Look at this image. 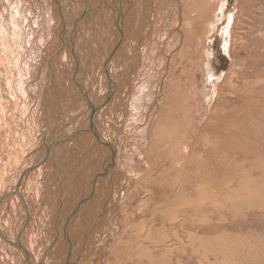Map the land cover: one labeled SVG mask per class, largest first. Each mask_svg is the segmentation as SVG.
I'll return each instance as SVG.
<instances>
[{"label":"bare ground","instance_id":"bare-ground-1","mask_svg":"<svg viewBox=\"0 0 264 264\" xmlns=\"http://www.w3.org/2000/svg\"><path fill=\"white\" fill-rule=\"evenodd\" d=\"M90 1L91 0H82L85 7L87 6L88 9H91V12H93L91 13V15L88 14L86 10H84L85 7L82 4V2L80 4V7H78L77 5L79 4L80 1L77 4L76 0H0V6L5 3L6 7L13 10V12L9 14H12L15 12L14 18L16 19V21H19L20 24L22 22H26L28 17H31L32 19V16H33V19H32L33 24L39 26L40 31L37 30L39 32V36H38L39 38L35 39L36 46H34V48L32 49V58H37L39 54L42 53V51L41 53L39 51L40 47L38 50V46H41L42 43H44L45 41H47L48 43L50 36H52L51 38L54 44L57 36H59L58 33H62V34L66 33L67 35L65 36H67V39H68V41H66L67 49L71 47V49L67 53L68 58L66 59L71 64L72 70L74 71V74L70 75V79L72 77L73 78L72 81L74 82V84H76L75 78L77 77V75L82 76V78L84 77L83 79H81L82 87H79V90L77 92H74L73 94H71L73 91H70L71 95L69 96L70 97L69 99L65 100L64 98H67V97H64V96L61 97L60 94H59V97H57L56 95V97L58 98L57 99L56 97H52L48 93V91H46V93L44 91L42 82L45 78V75H43L45 70H44V65H42L43 62L40 64L41 65L40 67L41 68L43 67V68L39 69L40 76H42V78H40L41 80L39 79L40 82L38 83L40 84L39 86H41V89L38 88V90L40 89L42 95H45L43 97L41 96L42 97V99L40 100L41 104L43 103L45 108H47V103L52 102L54 98H56L57 100L52 104V106H49L51 111L48 112L49 115L46 116V120L40 123V125L43 124L48 127L47 135L43 137L41 140L37 141V145L34 146V148L31 151L25 152L23 156L20 158V160H18L16 167H14V169L11 170L12 173H14L13 179H12V181L14 180L13 184L11 185L9 190L0 198V209H3L1 208V205L3 203H6V207L3 209V213H2L3 218L0 219V261H1L0 264H41V262L38 261V257L41 256L42 252L48 251L47 247H45L46 245L43 240V236L45 235L46 237L47 235L50 237L49 239L50 241L54 239L53 241L54 243L52 246L53 249H55L57 245H59V248L61 247L63 252L65 251V257L67 259H68V254L70 253L69 254L70 264H77L78 260H80V257L77 260V255H75L76 252H73L74 249H73V243H72L73 238H74L73 235L74 233H76V228L77 227L80 228V231H82L83 233L82 237H81L82 234L80 233L81 239L77 241H80V243L82 242L86 243L89 240L88 238L86 241L87 236H91L90 233H92L90 230L91 228L89 229L88 227L93 224L96 227L97 224H95V221L93 220L97 221L98 219L96 218V216L98 215H100L101 218L102 217L105 218L104 213L113 204H114V210L112 211V213L115 211V215L118 216V218L114 222L115 224L114 225L110 224L111 226L110 225L106 226V228L100 225L99 226L100 231L94 232V234H97V237H99L100 241H102V243L100 244L108 242V240L110 239L109 242H111V245L109 246L107 245L106 252L109 251V254L111 256L115 254L114 263L117 262L115 260L117 259L118 254L120 257L127 256V255H129V257L135 256L137 259H132V260L138 263L145 262V264H159L163 261V258H161L160 260L159 259L156 260L155 257L161 254L160 247H165L167 245L166 242H169L170 237L168 238V236L163 235L162 236L163 239L161 241L159 239H154V238L153 240H150V237L156 233L155 230H152V229L148 230V233L145 239L141 240L140 244H138V241L136 243L132 242V239L130 238L125 243H123V241L125 240V238L127 237L129 233L125 229H122V228L127 227V224L133 221V218L135 215L138 217H143L142 212H140V209L138 207L133 208L134 207L133 206L132 207L133 209H131L132 210L131 213H123V211L125 212L126 210H123L122 207H121L122 209H120V202L122 201H118V203L116 204L115 198H114L115 196L114 195L115 192H114L113 194L114 196L113 197L110 196V200L102 208V203L104 201L105 196H109L108 194L105 193V191H107V187H111V184H109L111 182V179L113 180V177H114V179L117 180V182L119 179V176L116 178V174H114L115 171L119 172L118 167H116L114 164L115 154H113L112 159L110 158L109 161H107V154L105 152L106 151L105 148L108 147V150L110 153V151L111 152L113 151L112 148L110 150V145H111V147L112 146L114 147V151H117L116 144H119L120 142L119 141L118 143L115 144V142L112 141L114 139L113 138L111 139L112 136H110L111 134H113V132L116 134L115 136H117V131L114 126V124H117V123H114L115 120H114L113 114L107 113L104 115V112L106 111V109L113 110V106L115 105V103L120 98L123 99L124 87L126 85L128 87L131 81L134 82V78H135L134 76L136 75V71H137L136 66L139 64V60H141V58H143V61H144V59L147 56H150L151 54V55L156 56L155 58L159 59L160 66L162 64L163 59L165 63H167V60H168L167 53L168 52L165 54L166 56L163 55V59H162L161 51L157 49L158 47L156 45L158 42L162 41L163 36H166L167 34L172 35L170 30L166 29V23L170 18H171V26L173 28L176 26L179 29L177 30V35H176V37H178L177 40L173 38L171 39V43L170 44L168 43V44L169 46L173 47L176 44L180 43L178 44L180 46L179 48L180 53L171 58V66L169 68L168 75H167L168 80L166 81L165 88H164V95H163L164 96L163 97L164 106L158 111L159 121L160 123H162V125L161 126H159V124L156 125L157 128L155 127L154 130L151 129L152 125L151 127L149 126L147 128L148 134H146L145 133L146 131H145L143 132V135L150 139L149 140L141 139L142 141L140 142V145L136 147L139 149L138 157H140L142 161H145L144 162L145 164L148 163L146 165L156 166L155 165L156 160L160 158L164 159L165 169H164L163 177L166 178L165 179L166 183L160 182V179H150L151 175L149 172L148 174L144 173V175L136 173V175L140 176V178H139V181L135 182V186L143 190L145 189V187L148 188V189L146 188L148 199L147 201H144L145 205L147 206L146 214L149 215L150 218L166 216L167 219L164 220V222L161 223V225H166V224L170 225L169 220L170 221L179 220L178 229L181 232V235L182 234L186 235V238L188 240L187 244L189 245V243L191 244L193 241H196L198 242L197 243L198 245V244H201V242L197 241V239L195 238L197 236H194L193 234L189 235L192 231L190 222L195 221L192 219L199 218V220H209V219L220 218L222 216V213H220L219 209L223 208L224 204H228L227 202L235 200V198L238 197L237 193L240 192L239 191L240 187L244 184L242 183L240 185L239 180H238L239 175L237 172H238V167H239L238 165H242L245 162L246 156H244L243 154L241 157L242 160H240V162H237L238 157L240 155H238L239 150H238V145L236 144V142L238 141V138L240 137H239V134L236 133V128L232 125H228L226 126L227 128L226 129L225 126H223L221 123L219 124V122L216 121L214 113L206 117L208 119L213 117V123L211 124L202 123L201 127L199 128L198 125L201 123L199 122L196 123L197 117L194 116L195 111L192 110L193 102L195 98L192 97L193 96L192 88L191 87L190 89L188 88L190 85L193 86V83H190V81H187V80L185 81L184 84L182 83L183 79L186 78V76H188V73H189L188 69L193 67L196 63L195 61H193V59L194 57L196 59V55L198 54V52H196V49L193 48V45H194L193 35L194 36L196 35L198 29H202L203 31L204 25L207 21V15L209 14V12L211 13L212 9H214L213 6L217 3V0H208L212 4H209L207 0H180V3L182 2L181 3L182 8L180 7L179 1L177 0H129V1L127 0L129 3L127 2L125 6L123 5L122 6L127 7L130 4V12L129 11L123 12V9L120 8L117 0H112L110 2L111 6L109 5V7L107 5L106 0H98V4H93L91 7H89L88 5H91ZM131 2L135 5L134 7L131 6ZM48 7H50L51 10L53 8L54 14L47 15V12L49 11ZM76 11L78 12V14ZM181 11H182V18H180ZM56 12L57 13L59 12V15ZM21 13H23V15H21ZM109 14H114L115 17ZM3 18L4 16L2 17V19ZM31 19H29L30 22H31ZM230 20L231 19H229V23H227L228 25L225 26V29L229 31L228 35H230V31L232 28V24L230 25ZM52 21L54 23L53 26H51ZM93 21H94V25L91 24V28H92L91 29L89 27V24L92 23ZM212 24L213 22L210 24V26ZM48 25L50 26V29L49 27H47ZM113 25L115 26V28H113ZM13 27L15 26L13 25ZM132 27H135V30L131 32L132 42H130L127 33L130 32L129 30ZM185 29H187V31H184ZM21 30H24V29H21ZM137 30H139L140 32L138 34V37L135 35ZM57 31L59 32L57 33ZM18 34L19 33H17L16 36L19 39ZM83 36H84V39L82 38ZM161 36L162 38H160ZM20 37H22L21 34H20ZM31 37L32 36H30V38ZM23 39L25 41L24 43H27L30 45V40L27 37H24ZM33 40L34 39H32V41ZM57 40H60V39H57ZM173 40L176 41L175 45L173 44ZM195 40H196V43H199L198 39H195ZM79 41H80V44H79ZM19 42L21 43L22 41H19ZM17 46L20 47L21 44ZM199 47L200 45L196 48H199ZM121 49H123V51ZM74 51L75 53L77 52L76 54L78 58L74 55ZM184 52H187V53H184ZM145 53H147V55H145ZM131 57H132V60L130 59ZM21 60L22 58H20V61ZM152 62H153V59H152ZM24 65H27V63ZM60 65L62 64H59V66ZM176 65H178V67ZM51 66H52V63H51ZM156 66L154 67L156 68ZM26 67L25 69H27ZM48 70H50V68ZM67 71L65 73H67ZM107 71H109L108 77H110V80L105 81L104 77ZM86 72L88 75H86ZM150 73H147L148 76L147 77L144 76L145 78H143L144 82L148 81V85L150 87L143 88L140 86L137 89L136 96H138L137 98L138 107L141 104H146V102L150 100L148 93L151 95L154 94L155 93L154 85H159L160 82H162L161 73H158L159 74L158 79L156 80H154L155 78L153 79V77L150 76L151 75ZM68 76L66 74L63 77V79L64 80L69 79ZM24 77H27V76H24ZM207 77L209 79L211 78L209 74ZM90 78L92 79L95 85L91 83ZM174 78H176L175 81H174ZM48 80H50V78ZM52 84L56 86L57 85L56 80L50 81V86L48 87L50 88ZM71 84L73 83L71 82ZM210 84L211 82L209 81V83H207L205 87L203 86L205 89L201 88L200 96L203 95L204 98H207V99L210 98L211 100L212 95L216 94V89H214L216 85L214 84L210 85ZM44 85L47 86L46 84ZM89 86H91L94 95L89 92L90 90ZM56 87H60V86L58 85ZM72 87H74V85H72ZM14 88H11V89H14ZM32 89H34V87ZM213 90H215V92H213ZM56 91L58 92L59 90H56ZM98 92H99V95L97 96ZM52 93H55V90L52 91ZM18 95L20 96V93ZM72 96L76 97V102H77V104L76 102H74V107H73L72 100H71ZM78 97L80 101H84V103L86 104L88 103V105L84 106L85 109L84 108L81 109V111L85 112L84 114H82L84 115L83 117L84 121L82 120L83 118L81 115L79 117L77 115L75 116V118L78 119V122H80L79 123L80 125L78 124L79 126L76 125V122H77L76 119H75V122L72 121V119L74 118L71 119V117H73L72 112H74L73 110L76 109V106L79 108L81 107L79 106L81 102L78 100ZM144 98H146L147 100L146 102ZM35 102H38V101H35ZM33 103L34 101H32V104ZM64 103H66V106H65L66 111L64 110V106H63ZM38 105H39V102H38ZM164 109L167 111L166 114L163 113ZM43 113L44 112L42 111V114ZM64 115H66L65 118H64ZM192 115L194 116V119L190 123V119L193 117ZM201 116H204V115H200V117ZM39 119L40 118L38 117V120ZM43 119H44V116H43ZM68 120L71 121L70 124L74 123L73 124L74 127L73 129L71 128V130L66 134V131L61 132L62 129L58 130V128L63 123L65 124V125L63 124L64 127L69 126L67 123ZM119 120L121 121V119ZM119 120H116V121L120 122ZM87 121L92 122L93 124L92 128H90V124L86 125ZM159 121H157V123ZM60 122L61 124L58 125V123ZM53 123L55 124L51 127V129H49L50 125ZM121 124H124V123H121ZM38 126H39V123H38ZM97 126H99L100 128V129L98 128L99 130L96 129ZM124 126L126 127V125ZM238 128L240 129V127ZM228 129H234V131L230 133ZM245 129L248 130V128H243L242 131H244ZM33 131H35L39 135V137L41 136V134L37 132L35 129ZM60 133H62L65 137L61 139H59V137L56 138L57 134L58 136L59 135L61 136ZM105 133H106V137H105ZM108 133H111V134L109 135ZM244 133L242 132V136L244 135ZM97 136L100 141H103V143L107 145L106 147L102 144H99L98 147L96 148V142L94 140L97 138ZM39 137L37 139H39ZM81 138L86 141L85 145H86L87 151H86L85 145L83 143L80 144ZM41 142H42V145H44L42 146L44 148H40ZM56 145L58 146L56 147ZM76 145L78 147L79 153L77 154L75 158L74 153H75ZM45 148L46 150H48L47 154L44 150ZM115 153H118V152H115ZM79 157L84 158V160L86 159L87 168L92 167L91 168L92 175L94 174V178H90L92 176L91 175L90 177H88L90 178V182L85 181L84 183L85 187L88 183L90 184L92 183V187L90 188V191L88 193L89 200H87V203L84 202L85 200H80L81 206L77 208L74 205L77 203H69L66 201L69 200L74 190L75 189L77 190V188L80 185V180L84 176L82 175V178H81L80 175L75 171V172H69L67 175H62V176L60 175L61 177H59L58 179L56 177L57 175L59 176V174H57L58 171L61 170L62 173L65 172V166L66 167L67 165L68 167L72 166V164L75 163V161L78 166L77 161L80 160ZM36 162H42V163L40 166H38L36 169H34L30 173L29 169L32 168V166H34ZM246 164H247V160L242 167H244ZM69 170L71 171V168ZM139 171L141 172L140 167H139ZM102 172H103V176L100 179L96 178L97 175H99V173H102ZM256 172L260 174L258 177L264 178V170L257 169ZM12 173H10V176H12ZM85 174L86 173L84 172V175ZM87 175L88 174H86V176ZM250 175H253V172L252 174H249L248 176ZM27 176L29 177L27 178ZM108 178L110 179V181H108ZM60 180L62 181L63 184L61 183ZM59 181H60L61 186H59V189L58 188L56 190L54 189L55 191L53 192L55 193L54 195H52L50 191L52 190L53 186L51 187V185L55 184L54 182H59ZM139 183H144L145 185H139ZM261 184L264 186L263 182ZM37 187L41 190V194H42L38 199V204L33 206L34 202L32 201V199H25V202H24L23 194H25L28 190L31 191ZM97 187L99 189V195L100 194L101 195L99 196L98 200H95L94 196L97 193ZM116 187L118 190H120L121 189L120 183L119 184L117 183ZM65 188L67 190V194L64 191ZM164 188H166L167 192H163L162 190L157 192L158 189H164ZM242 189L243 188H241L240 190ZM244 190H246V188ZM259 191H260V194L258 196V198H260L259 202H258V198H256L257 193H255V191L252 190V188L248 191L249 196L247 195V197L246 196L245 197L246 199L248 197L252 198L254 203L253 205H249V207H247L248 209L245 214H248L249 213L248 211L254 210V209L255 210L259 209L262 211L264 210V187H262V189L260 187ZM122 192H124V190ZM241 193L244 194L245 192L242 191ZM129 194H130V191H129ZM46 195H49V198H51L55 202L56 207H57L55 210L52 209L53 210L52 213L55 218L52 219V218H49L50 216H48V219H47V220H56V223L53 222L54 224L51 227L48 226L47 220H43L48 215L47 209L49 210V206L46 207V204H47L46 198H48ZM56 195L60 197L57 198ZM155 195L156 197H154ZM63 196H66L67 198ZM81 196L83 198L84 194H82ZM241 197L243 198V196ZM140 198H141L140 195H137L136 199L135 198L133 200L131 199V201L135 203L138 200H140ZM15 200H17L16 203H15ZM59 200L63 201V203L66 204V205L63 204V207L66 206V208L71 209L70 213L74 215L75 220H78L77 218L79 217V218H82L84 221V219L86 218H84L83 215L86 214L89 217V219L87 220V222L85 220V226H84V223L83 225L81 224L82 219L78 220L80 221V222L77 221L78 223L69 222V224H66L67 222H65V224L63 225L64 231H65L64 236L62 234L60 235V228L63 229L62 227L63 220H62V215L60 216L62 209L60 210ZM233 202L234 201L229 202V203L231 204ZM12 203L17 204L18 206L16 207L18 210H15L19 218L17 219L18 223L15 222V225H17L18 228H15V225L13 224V220L11 218L12 214L10 211H8V209H10L11 206L7 207V205L12 204ZM25 203L26 205L23 207ZM30 205L32 206L30 207ZM117 205H119L118 209H117ZM44 207H46V211H45L46 216L43 218L44 214L42 212V209ZM209 207L212 209V211L210 210V212L208 211ZM102 209L104 211H101ZM97 213H100V214H97ZM127 214L128 216L125 218ZM225 215H228V214L225 213ZM121 217H122V220L119 219ZM2 220H8L6 224L9 226V230H6V228L3 226ZM37 220H41L42 222H37ZM75 220H72V221H75ZM145 220H149V218ZM161 221L162 220H160V222ZM12 224L14 228H11ZM10 229L12 230V232H10ZM85 229L86 230L88 229L89 231L87 232L85 231ZM206 231L207 230L205 229V232ZM198 232H201V230ZM23 234L25 236H23ZM86 234L87 236H85ZM84 236H85V239H84ZM177 236H176V240H177ZM11 243L12 245H14V248L11 246ZM96 243L99 244V242H96ZM147 243H149V246L144 247V245ZM206 243H207V240H206ZM80 246H82V250L85 247L82 244ZM118 246L123 250L116 251V248ZM185 246L186 245H184L183 243H181L180 246L178 245V247H180V252H186L187 248ZM191 246H189V248ZM171 248L172 246L168 250H165L166 252L164 254L171 255V254L177 253V249L172 250ZM202 250L203 248L201 249V251ZM147 251L151 253L147 254ZM25 252L27 253V256ZM28 260H29V263H28ZM66 264H69L68 261H66ZM261 264H264V261Z\"/></svg>","mask_w":264,"mask_h":264},{"label":"rangeland","instance_id":"rangeland-1","mask_svg":"<svg viewBox=\"0 0 264 264\" xmlns=\"http://www.w3.org/2000/svg\"><path fill=\"white\" fill-rule=\"evenodd\" d=\"M76 1H77V4L80 1L79 4L77 5L78 7H80L82 0H76ZM111 1L112 0H106L108 7H109V5L111 6V3H110ZM117 1H118L120 8L123 9V12H127V11L130 12V4L127 7H123L126 5V3L129 0L128 1L127 0H122V1L117 0ZM177 1H179V5L182 8V4H181L182 2L180 3V0H177ZM2 2H4V1H2ZM207 2L209 4H212L208 0H207ZM90 3H91V5H88L89 7H91L93 4H98V0H95V1L91 0ZM82 4H83V2H82ZM131 6L134 7L135 5L131 2ZM84 7H85V5H84ZM213 7H214V9H212L213 11L211 10V13L209 12V14L207 15V21L204 25L203 31H202V29H198L196 35L195 36L193 35V40H194L193 48L196 49V52H198V54L196 55V59H195V57L193 59V61H195L196 63L193 67L188 69L189 70L188 76H186V78L183 79L182 83L184 84L186 80L190 81V83H193V86L190 85L188 88L189 89H190V87L192 88V95H193L192 97L195 98L194 102H193L192 110L195 111L194 116L197 117L196 123L197 122L201 123L198 125L199 128L201 127L202 123H206V124L213 123V117H211L209 119L206 118V117L210 116V114H213V113L215 115L216 121L219 122V124L221 123L223 126H225V128L228 125L234 126L236 128V133H238L239 137H240V138H238V141L236 142V144L238 145V150H239L238 155H240L238 157L237 162H240V160H242L241 157L244 154V156H246L247 164L244 167H242L246 162V160H245V162L242 165H238L239 166L238 172H237L239 175L238 180H239L240 185L242 183H244L240 187V189L241 188H243V189L242 190L239 189L240 192L237 193L238 197L235 198V200H232V201H234L233 203L230 204L229 202H232V201H229V202H227L228 204H224V207L219 209L220 213H222V216L218 219H209V220H199V218L198 219H192L195 221L190 222L191 223L190 225L192 227V231L189 235L193 234L194 236H197L195 238L197 239V241H200L201 244L197 245L198 242H196V241H193L191 244L189 243V245L187 244L188 240L186 238V235L185 234L181 235V232L178 229L179 220H171V221L169 220L170 225H168V224L161 225V223H163L164 220L167 219L166 216H164V217L159 216L157 218H150L149 215L146 214L147 213V206L144 203V201H147V199H148V196H147V189L148 188L145 187V189L143 190V189L137 188L135 186V182L139 181V178H140V176H137L136 173L144 175V173L148 174V172H149L151 175L150 179H160V182L166 183L165 182L166 178L163 177L164 176V169H165L164 159L163 158L158 159L160 162L158 160H156L155 161L156 166L146 165L148 163L145 164L144 163L145 161H142V159H140V157H138L139 149L136 147H138L140 145V142L142 141L141 139H143V140L144 139H147V140L150 139V138H147L146 136L143 135V132H145V131H146L145 133L148 134L147 128L149 126L151 127V125H152L151 129L154 130L156 125H158V124H159V126L162 125V123H160V121H159V112L158 111H159V109L163 108V106H164V100H163L164 88H165V83L168 80L167 75H168L169 68L171 66V58L180 53V50H179L180 46L178 45L180 43L176 44V41H175L178 38V37H176V35H177V30L179 28L176 26L173 28L171 26V18L166 23V29H169L170 32L172 33V35L167 34L166 36H163V38L161 36L160 38H162V41L158 42L156 45L158 47L157 49L161 51L162 59H163V55H165L168 52L167 53V58H168L167 63H165V61L163 59L162 64L160 66L159 65V59L155 58L156 56L151 55V54H150V56H147L144 59V61H143V58H141V60H139V64L136 66L137 71H136V75L134 76L135 77L134 82L131 81L132 83L130 82L128 87H127V85L124 87L123 99L120 98L115 103V105L113 106V110L111 109L112 111L110 109H106V111L104 112V115L107 113L113 114V117L115 120L114 123H117V124H114L115 129L117 131V136H115L116 134L113 132V130H112L113 134H111V133H108V134L109 135L111 134L110 135V136H112L111 139L112 138L114 139L112 141H114L115 144L118 143L119 141L120 142H119V144H116V146H117L116 150L117 151H115V152H118V153H115V156H114L115 157L114 164L116 167H118L119 172L118 171L117 172L115 171V173L113 172L114 174H116V178L119 176V179H118V182H117V180L114 179V177H113V180L111 179V182L109 183V184H111V187H107V191H105V193L108 194L109 196H105L104 201L102 203V208L110 200V196L113 197L115 195L114 198H115L116 204L118 203V201H122V202H120V209L123 208V210H126L125 212L123 211V213H131L132 212L131 209L136 208V207H138L140 209V212H142L143 217H138L135 215L133 218V221L131 223L127 224V227L122 228V229H125L129 233L127 235V237L125 238V240L123 241V243H125L130 238V239H132V242L136 243L138 241V244H140V241L145 239V237L148 233V230H151V229L155 230L156 233L150 237V240H153V238H154V239H159L161 241L163 239L162 238L163 235L168 236V238L170 237L169 242H166L167 245L165 247H160V253L162 255L161 254H159L158 256L155 255V256H157V257H155L156 260H158V259L160 260L161 258H163V261L161 263L158 262L159 264H176V263L177 264H241V263L242 264H261L264 261V210L262 211L259 209H256V210L254 209V210L248 211L249 212L248 214H245L247 209H248L247 207H249V205H253V203H254L252 198L248 197L246 199L247 195L249 196L248 191L252 188V190H254L255 193H257L256 198H258V196L260 194V191H259L260 187H261V189H262V187H264L261 184L262 182L264 183V178L258 177L260 174H258L256 172L257 169L258 170L259 169L264 170V0H217V3ZM49 8L50 7H48L49 11L48 12L46 11L47 15L48 14L49 15L54 14L53 8H52V10H51V8L50 9ZM92 9H93V7H92ZM106 9H108V8H106ZM124 9H126V10H124ZM84 10H86V12H88V14H90V15H91V13H93V12H91V9H88L87 6L84 8ZM180 10H182V9H180ZM11 12H13V10L6 7L5 3L0 6V75H1L0 76V85H1L0 86V198L9 190V188L13 184L14 180L12 181V179H13L14 173H12L11 170L14 169V167H16L18 160H20V158L23 156V154L25 152L31 151L34 148V146L37 145V141L41 140L43 137H45L47 135L48 127L43 125V124L40 125V123L45 121L46 116L49 115L48 112L51 111L49 106H52V104L58 99L57 97H59V94L61 95V97H63V96L67 97V98H64L65 100L69 99L70 98L69 96L71 94H73L74 92H77L79 90V87H82V80L81 79L84 78V77L82 78V76H80V75H77V77L75 78L76 84H74V82L72 81L73 80L72 77L70 79V75L74 74V71L72 70L71 64L66 59V58H68L67 53L71 49V47L69 49H67V42L66 41H68V39H67V36H65V35H67L66 33L62 34V33H58L59 31H57L60 38H59V36H57L56 40L57 39H60V40H57L58 43L55 40L56 43L54 42V44H53V41L51 38L52 36H50L51 40L49 39L50 41L48 40V43H47V41H45L44 43H42L41 46H38V50L40 47L39 51H40V53L42 51V53L39 54V56L37 58H32V49L34 48V46H36L35 39L39 38L38 37L39 36L38 31H40L39 26L33 24V22H32L33 16H32V19H31V17H28L26 22H22L20 24V22L16 21V19L14 18L15 12L12 14H9ZM57 14L59 15V12ZM77 14H78V12H77ZM180 14H181L180 18H182V11L180 12ZM21 15H23V13H21ZM109 15L115 17L114 14H109ZM3 16H4V18L2 19ZM55 16H56V14H55ZM8 18H9V20H8ZM228 18L231 19L230 25L232 24L230 35H228L229 31L225 29V26L228 25L227 23H229ZM29 19H31V22ZM212 22H213V24L210 26V24ZM53 24L54 23L52 21L51 26H53ZM91 24L94 25V21L89 24L90 28H91ZM13 25L15 27H13ZM47 27H49V29H50L49 25ZM113 28H115L114 25H113ZM8 29H9V31L11 30L10 32H12V33H10L8 31ZM21 29H24V30H21ZM187 29H185L184 31H187ZM133 30H135V27L130 28V30H129L130 32L127 33L130 42H132L131 32ZM29 31H30V33H29ZM7 32H8V34H7ZM47 32H48V30H47ZM17 33H19L18 35H19L20 40L16 36ZM139 33H140L139 30H137L135 35L138 37ZM20 34L22 35L23 38L27 37L30 40V45L27 43H24L25 41L22 37H20ZM185 35H186V33H185ZM30 36H32V37L30 38ZM82 38L84 39V36ZM173 38L175 39V40H173V44L174 45L176 44V45L171 47V46H169V44L171 43V39H173ZM32 39H34V40L32 41ZM195 39H198L199 43H196ZM11 40H12V42H11ZM19 41H22V42L20 43ZM16 42H17V44H16ZM228 42H229V44H228ZM20 44H21L20 47L17 46ZM79 44H80V41H79ZM199 45H200V47L196 48ZM26 46H27V48H26ZM64 48H66V49H64ZM19 49H21V50H19ZM23 49H25V50H23ZM64 50H65V52H64ZM121 50L123 51V49H121ZM17 52L19 53V55ZM21 52H22V54H21ZM76 53L74 51V55L78 58ZM184 53H187V52H184ZM145 55H147V53H145ZM56 56H57V58H56ZM152 56H153V58H152ZM19 57L22 58L21 61H20ZM151 58L153 59V62H152ZM25 59H27V60H25ZM130 59L132 60V57ZM44 60H46L47 62ZM50 60L53 62H51ZM26 63L28 66L29 65L30 66L28 67L27 65H24ZM41 63H42V65H44V70H45L44 74H43V75H45V78L42 82L44 91H45V93H46V91H48V93L52 97H56V95H57V97H56L57 99L54 98L52 100V102L47 103V108H45L44 104L43 103L41 104V101H40L42 99V97L45 96V95H42V93L40 91L41 86H39L40 84L38 83L41 80L40 78H42V76H40V70H39V69L43 68V67L42 68L40 67ZM51 63H52V66H51ZM155 63L157 64V66ZM59 64H62V65L59 66ZM46 65H48V66H46ZM37 66H39V67H37ZM154 66H156V68ZM176 66L178 67V65H176ZM25 67L27 69H25ZM49 68H50V70H48ZM60 68H61V70H60ZM67 70L70 72H68ZM66 71H67V73H65ZM109 71L106 72V75L104 77L105 81L110 80V77H108ZM34 72L37 74H35ZM147 73H150L151 74L150 76L153 77V79L155 78L154 80L158 79V75H159L158 73H161V80L163 83L160 82L159 85H154L155 93L152 95L148 93L150 100L147 101L146 98H144L145 102L147 101L146 104H141L138 107L137 106L138 105V100H137L138 96H136L138 87H140V86L143 88L150 87L148 85V81L144 82V80H143V78L148 76ZM207 73L211 77L210 79L207 77L208 76ZM66 74H67V76L69 75L68 76L69 79L64 80L63 77ZM52 75H53V77H52ZM61 75H63V76H61ZM86 75H88L87 72H86ZM212 75H213V77H212ZM24 76H27V77H24ZM175 77H177V76H175ZM49 78H50V80H48ZM256 78H257V80H256ZM51 79L56 80V84H57L56 86L59 85L60 87H56L52 84L51 85L52 88L50 87L51 88L50 89L48 86H50V81H52ZM175 79L176 78H174V81H175ZM13 80H15V81H13ZM30 80H31V82H30ZM69 80H71V81H69ZM19 81H21V82H19ZM90 81H91V83L94 84V82L92 81L91 78H90ZM209 81L211 82V84L216 85L214 88V89H216V94L212 95L211 100H210V98H208V99L204 98L203 95L200 96L201 95L200 94L201 88L203 89L207 85V83H209ZM58 82H59V84H58ZM71 82L73 84H71ZM26 83H28V84H26ZM23 84H25V85H23ZM37 84H38V86H37ZM44 84H46L47 86H45ZM72 85H74V87H72ZM116 86H117V84H116ZM33 87H34V89H32ZM75 87H77V88H75ZM11 88H14V89H11ZM22 88H23V90H22ZM38 88H40V89L38 90ZM60 88L64 91H62ZM89 88H90L89 92L93 94L91 86H89ZM47 89H49V90H47ZM54 90H55V93H52V91H54ZM56 90H59V91L57 92ZM70 91H73V92L71 93ZM17 92L20 93V96L18 95L19 93H17ZM213 92H215V90H213ZM38 94L40 97L38 96ZM98 95H99V92H98L97 96ZM124 96H125V98H124ZM209 97H210V95H209ZM17 99H18V101H17ZM71 100H72V104L74 107V102H76V97L72 96ZM71 100H70V102H71ZM78 100H79V97H78ZM32 101H34L35 105H34V103L32 104ZM35 101H38L39 105H38V102H35ZM49 101H50V99H49ZM80 102L81 103L79 104V106H81V107L79 108L75 105L76 109L73 110L75 112V114H74V112H72L73 117H71V119L74 118V119H72L73 122H75V119L77 120V122H76L77 126L80 125L79 124L80 122H78V119L75 118V116L77 115L79 117L81 115L83 118L84 115H82V114H84L85 112L81 111V109H83V108L85 109L84 106L88 105V103L86 104V103H84V101H80ZM121 102H122V104H121ZM76 104H77V102H76ZM63 106H64V110H65L66 103H64ZM136 106H137V108H136ZM106 108H108V107H106ZM205 108H206V110H205ZM115 109H116V111L118 110L117 113H116ZM42 111L44 112L43 114H42ZM210 112H212V113H210ZM114 113H116L118 115H116ZM163 113L166 114L167 111L164 109ZM199 114L204 115L205 117L204 116L200 117ZM121 115H122V117H121ZM43 116H44V119H43ZM194 116L190 119V123L194 119ZM38 117L40 118L39 120H38ZM65 117H66V115H64V118ZM189 117H190V115H189ZM118 118L121 119V121ZM82 120L84 121V118ZM116 120H119L121 123H124V124H121L120 122H118ZM34 121H35V123H34ZM37 121L39 123V126H38ZM157 121H159V122L157 123ZM70 122L71 121L68 120L67 123L69 126H66V127L63 126L64 123L62 125H60L61 122L58 123V125H60L58 130L62 129L63 131L61 130V132L66 131V134H67L71 130V128L73 129V127H74L73 126L74 123L70 124ZM54 124L55 123L51 124L49 129H51V127ZM88 124H90V128H92V126H93L92 122L87 121L86 125H88ZM124 125H126V127ZM237 126L240 127V129ZM33 127L37 132H39L41 134L40 137L35 131H33L34 130ZM98 128H99V126L96 127V129H98ZM243 128H248V130L245 129L244 131H242ZM228 130L230 131V133H232L234 131V129H228ZM32 131H33V133H32ZM139 131H140V133H139ZM242 132L243 133L245 132L243 136H242ZM60 134L62 137L60 135L58 136V134H57L56 138L59 137V139H61V138L65 137L62 133H60ZM38 137H39V139H37ZM105 137H106V133H105ZM97 139H98V136L94 140L96 142V148L98 147L99 144H101L100 142H98L99 140H97ZM80 142H81L80 144L83 143L85 145L86 141L81 138ZM101 142L103 143V141H101ZM58 145H60V144H58ZM58 145H56V147ZM62 145H63V143H62ZM106 146L107 145H105V147ZM85 148H86V145H85ZM111 148L112 147L110 145V150H111ZM27 149H29V150H27ZM76 149L78 150L77 145L75 147V153H74L75 158H76L77 154L79 153V150L77 152ZM105 149H106L105 152L107 154V161H109L111 151L109 153L108 147H106ZM136 149H138V150H136ZM118 150H120V151H118ZM11 151H12V153H11ZM86 151H87V148H86ZM38 152H39V150H38ZM7 154H9V155H7ZM79 159L80 160L77 161L78 166H77L76 161H75V163H73L72 166H69V167H68V165H67V167L65 166V172L64 173H62L61 170L58 171L57 174H59V176L57 175V177H56L58 179L62 175H67L69 172H75V171L80 175L81 178H82V175L84 176L80 180V185L77 188V190L75 189L74 192L71 194L70 198H72V199L69 198V200H68L69 203H77V204H74L77 208H79L81 206L80 200H85L84 202H86V203H87V200H89L88 199L89 198L88 193L90 191V188L92 187V183L91 184L88 183L86 185V187L84 186V183H85V181L90 182V178H94V174L92 175V169H91L92 167L87 168V166H86V159L84 160V158H81V157H79ZM9 165H10V167H9ZM139 167L141 168V172L139 171ZM70 168H71V171L69 170ZM84 172L88 175L87 176H86V174L84 175ZM103 172L99 173V175H97L96 178L100 179L103 176ZM248 172H249V174H252V172H253V175L248 176L249 175ZM10 173H12V176H10ZM30 173H29V175H30ZM28 177L29 176H27V178ZM88 177H90V178H88ZM60 181L54 182L55 184L51 185V187L52 186L54 187V188L52 187V190L50 191L52 195H54V193H55L53 191H55L57 188L59 189V186H61ZM108 181H110L109 178H108ZM61 183H62V181H61ZM117 183L118 184L120 183V186H121L120 190H118L116 187ZM150 183H152V182H150ZM56 184H57V186H56ZM139 185H145V184L139 183ZM245 188H246V190H244ZM116 189H117V191H116ZM123 190H124V192H122ZM160 190H162L163 192H167L166 188L158 189L157 192H159ZM64 191L67 194L66 188L64 189ZM129 191H130V194H129ZM138 191H140V192H138ZM242 191H244L245 193L244 194L241 193ZM114 192H115V194H114ZM82 194H84L83 198L81 196ZM41 195H42L41 190L38 187L35 188L34 190H31V191L28 190L25 194H23L24 202H25V199H32V201L34 202V204H33V206H34V205L38 204V199ZM100 195H99V189L97 187V193L94 196V199L98 200ZM137 195H140V197H141L140 200H142V201L138 200L137 202L133 203V201H131V199L132 200L134 198L136 199ZM46 196L48 197V198H46V202H47L46 207L47 206H50V207L55 206L54 208L52 207V209L55 210L57 208L55 202L51 198H49V195H46ZM241 196H243V198ZM63 197H66V196H63ZM125 197H126V199H125ZM154 197H156V195ZM249 198H250V200H249ZM125 200H127V201H125ZM259 200H260V198H258V202H259ZM16 202H17V200H15V203ZM258 202H257V204H258ZM63 204L66 205L65 203H63V201H60L59 207H60V210L62 209V214H60V216L62 215V220H63V222H62L63 229L60 228V235L62 234L64 236L65 231H64L63 225L65 224V222H67L66 224H69V222L78 223V222H80L78 220H80L82 218L78 217L77 218L78 220H75L74 215L71 216V214H70L71 209L66 208V206L63 207ZM25 205H26V203L23 205V207ZM229 205H230V207H229ZM8 206L9 207L11 206V208L8 209V211L11 212V214H12L11 218L13 220V224L15 225V222L18 223L17 219H19L17 216V212L15 211V210H18L16 208L18 206H17V204H13V203L7 205V207ZM31 206L32 205H30V207ZM111 206L104 213L105 218H103V217L101 218V216L98 215V216H96V218L98 220L97 221L93 220V221H95V224H97L96 227L94 226V224L90 225L88 227L89 229L91 228L90 230L92 233H90L91 236H87V234L85 235V236H87L86 241L89 238V240L86 243L82 242V241H81L82 243H80V241H77V240L81 239V237L83 236V233H82V231H80V228H78V227L76 228V233H74V235H73V237L75 239L73 238L72 243H73V249H74L73 252H76L75 255H77V260L80 257V260H78L77 264H95V262H96V264H106V263H108V264L109 263L110 264H145V262H143V263L134 262L132 259H137L135 256L129 257V255H127V256L120 257L119 254H118L117 259L115 260L118 263L117 262L114 263L115 254L113 256H111L109 254V251L106 252L107 251V245L108 246L111 245V242H109L110 239L108 240V242L100 244V243H102V241H100L99 237H97V234H94V232L100 231V227H99L100 225L103 226L104 228H106V226H109L110 224L111 225L115 224L114 222L118 218V216L115 215V211L112 213V211L114 210V204ZM118 206L119 205H117V209H118ZM5 207H6V203H3L1 205V208L4 209ZM46 207H44L42 209L43 213H45ZM3 209H0V219L3 218L2 217ZM52 209L51 210L47 209L48 215L46 216V218H48V216H50L49 218H52V219L55 218L53 216V213H52L53 210ZM12 210H14V211H12ZM210 210L212 211V209L209 207L208 211L210 212ZM101 211H104V210L102 209ZM225 213H227L228 215H225ZM97 214H100V213H97ZM127 216H128V214L125 216V218ZM83 217L86 219H84V221L82 219L81 224L83 225V223H84V226H85V220L87 222L89 217L86 214H84ZM122 217L119 219L122 220ZM148 218H149V220H145ZM72 220H75V221H72ZM99 220H100V222H99ZM160 220H162V221L160 222ZM2 221H3V226L6 228V230H9V226L6 224V222L8 220H2ZM47 221H48L49 227H51L54 223H56V220H47ZM103 221H104L105 225H104ZM37 222H42V221L37 220ZM13 224H12L11 228H14ZM15 228H18V226L15 225ZM158 229H160V230H158ZM205 229L207 230L206 232H205ZM200 230H201V232H198ZM85 231L88 232L89 230L85 229ZM10 232H12L11 229H10ZM196 233L197 234L199 233V234L197 235ZM80 235H81V237H80ZM23 236H25V235L23 234ZM85 236H84V239H85ZM176 236H177V240H176ZM182 237H184V238H182ZM49 239H50V237L48 235H47V237H46V235L43 236V240H44V243L46 245L45 247H47L48 251L42 252L41 256L38 257V261L41 262V264H45V263H47V264H66V261H68V263L70 264V260H69V254L70 253L68 254V259H67L65 257V251L63 252L62 248L61 247L59 248V245H57V247L55 249H53L52 246L54 243L53 242L54 239L51 241ZM206 240H207V243H206ZM96 242H99V244ZM181 243L186 245L185 246L187 248L186 252H180V247H178V245L180 246ZM81 244L85 246L83 250H82V246H80ZM11 246L14 248V245H12V243H11ZM148 246H149V243L144 245V247H148ZM171 246H172V248H171L172 250L177 249V253L171 254L172 256L170 254H164L166 252L165 250H168ZM189 246H191V247L189 248ZM181 247H182V245H181ZM196 247H197V249H196ZM201 247L203 248L202 251H201V249H202ZM70 248H71V246H70ZM191 248H192V250H191ZM121 250H123V249H121L119 246L116 248V251H121ZM148 253H151V252L147 251V254ZM176 254H177V256H176ZM130 255H132V254H130ZM126 258H128V259H126ZM203 258H204V260H203ZM27 259H28V257H27ZM259 261H260V263H259ZM28 263H29V260H28Z\"/></svg>","mask_w":264,"mask_h":264},{"label":"water","instance_id":"water-1","mask_svg":"<svg viewBox=\"0 0 264 264\" xmlns=\"http://www.w3.org/2000/svg\"><path fill=\"white\" fill-rule=\"evenodd\" d=\"M97 140H99V139H97ZM98 142H100L101 144H103L100 140L98 141ZM41 145H40V148H44V147H42V146H44V145H42V142L40 143ZM104 146H105V144H103ZM45 150V152H46V154H47V152H48V150H46V148L44 149ZM112 152H111V154H110V157L109 158H113V154H115V151H114V147L112 146ZM47 157V156H46ZM41 163L42 162H36V164H34V166H32V168H30L29 170H30V172L31 171H33L34 169H36L38 166H40L41 165ZM25 254H26V256H27V253L25 252Z\"/></svg>","mask_w":264,"mask_h":264},{"label":"crops","instance_id":"crops-1","mask_svg":"<svg viewBox=\"0 0 264 264\" xmlns=\"http://www.w3.org/2000/svg\"><path fill=\"white\" fill-rule=\"evenodd\" d=\"M57 196V198H59L60 196H58V195H56ZM68 202V201H67ZM54 207V206H53ZM49 209L51 210L52 208L49 206ZM29 213H30V211H29ZM44 215H43V218L46 216V213H43ZM48 214V213H47ZM61 214H62V211H61ZM71 214V216L73 215L72 213H70ZM48 218H44L43 220H47ZM30 259V258H29Z\"/></svg>","mask_w":264,"mask_h":264}]
</instances>
